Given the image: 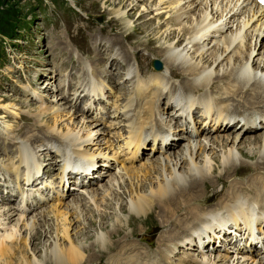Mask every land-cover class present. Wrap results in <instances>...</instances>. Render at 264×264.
<instances>
[{
    "label": "bare ground",
    "instance_id": "1",
    "mask_svg": "<svg viewBox=\"0 0 264 264\" xmlns=\"http://www.w3.org/2000/svg\"><path fill=\"white\" fill-rule=\"evenodd\" d=\"M132 3L131 8L136 7L137 3ZM149 3L150 6L143 12L155 11L153 16L167 13L170 19L166 29L170 35L169 39L166 37L169 42L162 41L161 37H158L160 40L156 38L159 45L153 52L165 61L170 70L174 68L183 72L184 78H180L183 85L188 80L201 88L223 84L222 88H225L220 92L235 100L233 107L239 114L264 102V49L259 51L262 45L264 47L263 8L249 6L246 0H149ZM124 16H130V13L126 11L116 17ZM217 24L226 26L227 30L219 34L215 28ZM146 32L155 36L150 30ZM101 60L100 57L91 59L93 74L99 73L96 65ZM80 73L77 77L82 78V81L79 83L74 78L75 83L71 82L74 90L72 95L82 92L91 76L88 69L87 74L85 70ZM161 73L152 74L154 82L165 79L164 73ZM186 75L191 78L187 79ZM174 76L176 77L175 72ZM46 87L47 91L52 88H48V85ZM190 90L196 89L191 87ZM47 91L43 94L49 97L44 96V101L53 105L42 107V101H38L41 103L35 117V111L32 116L20 113L16 104H3V99L0 98V108L5 107L8 111L12 108L14 111L9 117H19L25 123L31 119L35 122V128L25 129V140H38L36 137L40 131L49 135L58 132L64 138L69 137L70 143L78 140L82 146L94 152L95 158L99 160L109 154V141L103 128H100V123L84 115L75 121L73 117H80V113L58 94L53 92L50 96ZM128 106L127 104L122 109L123 119L126 120L129 119ZM115 109L120 111L121 108ZM66 116L70 120L67 123L64 121ZM116 121L120 122L122 119ZM144 123L145 120L142 119L136 127L142 129ZM128 124L130 126L131 122ZM79 126L80 130L76 133ZM223 127L224 124L220 123L219 131L203 137L189 138L176 149L165 154H156L153 158L148 157L141 165H123L116 169V164L111 162L110 166L115 169L105 174V177L108 176L106 181L85 189L83 193H73L69 200L50 203L51 200L42 191L39 193L40 199L36 198V203H33L39 204L40 208H36L38 210L31 211L26 216H8L11 227L0 240V264H9L15 248L23 251V238L26 237V241L30 243L42 236L46 238V242H50L47 252L54 264H153L151 259L159 256L164 259L159 264H171L167 262L170 259L169 254L176 252V248L198 250L196 244L199 235L195 227H202L210 220V228L219 225L220 230L212 236V241L207 242L205 238L200 240L203 248L198 253L203 255L206 264H257L244 250L247 240L242 242V239L254 226L252 215L256 211L251 209L250 204H254L255 200L259 207L258 223L264 221V129L260 130L264 128V122L261 127L252 125L236 127V130L232 129L233 126ZM94 130L97 131L95 137L92 135ZM130 131L133 135L132 129ZM74 149L78 151L77 148ZM246 154H249V159L244 158ZM245 167H250L252 174L243 179L244 181L237 179L240 170ZM225 171L229 174L228 177L220 175L219 179H211L212 174H222ZM150 172L155 175L158 186L154 187L151 183L146 190L138 184L140 181L144 182L139 177ZM24 178L28 184L38 180L30 167ZM63 178L64 173L62 180ZM103 178L100 177V180ZM219 181L227 183L219 188ZM210 184L214 186L212 189L215 190V197L223 195L215 203L203 204L202 201L209 200L207 187ZM75 187L76 182L72 180L69 190ZM243 187L251 190L254 195L243 198L240 195ZM36 193V189H31L26 194L36 196ZM125 196L128 199L126 203L123 201ZM16 200L17 194L6 197L7 203L13 207ZM224 201L226 203L222 204ZM209 205H214L211 217L203 214ZM118 206L120 213L116 211ZM110 209L115 211L113 216L108 212ZM70 211L76 215L72 220L79 222L75 227V235L87 237L78 238L68 249L62 250L57 221L59 215ZM121 212L129 215L125 216ZM152 216L157 218L153 231H160L154 239L156 244L148 227L143 224L135 227L145 219L150 220ZM238 216L246 219V229L237 224H228L230 217L237 223ZM227 227L231 230L221 231ZM92 229L95 230L93 235L88 234L87 230ZM23 232H26L25 236ZM64 232L67 234L68 228ZM150 245L155 250H152V254L148 250ZM251 247L258 249L256 245Z\"/></svg>",
    "mask_w": 264,
    "mask_h": 264
},
{
    "label": "rangeland",
    "instance_id": "2",
    "mask_svg": "<svg viewBox=\"0 0 264 264\" xmlns=\"http://www.w3.org/2000/svg\"><path fill=\"white\" fill-rule=\"evenodd\" d=\"M131 3L134 5H136L137 3L136 7L131 8ZM149 6H150L149 0H144V1L143 0H59V2L55 0L54 1L0 0V98L3 99L2 103L16 104L17 110L20 109L25 110L27 112H31V114H33V111H35V114H33V116L34 117L36 116V114L39 111L37 110L39 109L38 108L39 103L41 102L35 101L33 98L29 99L24 97L28 95V92L24 90H21L17 93L10 92L11 79L13 83L19 87L21 85V81H22L21 78L23 77V75L21 74H23V72H25L27 75L28 73L27 71L29 70L32 77L35 78L37 76V70L34 68L35 66H40L41 64H43L45 60H47V58H48V62L51 63L50 65H52V63L56 61L57 58L60 57V52L55 51V49H54V55L51 51L49 52V50L53 48V44H52L53 41L63 39L64 43L66 44L67 53L65 52L63 59H68L70 57V55H68L69 49L72 50V56L77 58V56L81 53V50L77 44H73L71 39L81 36L85 38L87 41H91L90 32L96 31L99 33L100 27L105 29L104 26L107 25V28H109V30L113 33V35L107 36V39L111 41V43H108L107 46L103 48V50L98 52L96 56L92 57V58L100 57L102 60L112 55L114 51V46L112 47V45L118 38H124L134 48L137 46H142L144 43H150L151 45H155L154 50H156L157 49L156 46L159 45L157 44L156 41L157 39L160 40V38L158 37H161V40L164 42H169L166 40V37L168 39L170 37V35H168L166 32L167 24L170 23V19H168L167 13H163L159 16H153L155 14V11H152L151 13L143 12ZM126 11L130 13V16L116 17L118 16V14L126 13ZM143 15L145 18L143 17ZM73 24H78V26L73 27ZM131 26L132 28H130ZM143 27L144 28L146 27L147 29H144ZM145 30L146 31L150 30L151 31L150 33H153L155 36H152V34H148V32H146ZM104 37L106 38V36ZM180 43L182 44V41L181 42L179 41V44ZM263 49L264 47L262 45V47L259 48V51H262ZM144 52L148 54V50H144ZM149 56L150 55L148 54V58ZM102 60L100 62H102ZM84 62L85 61H83V63ZM46 68L51 69L49 65H47ZM96 70L99 73L100 70H102L100 69L99 64L96 65ZM171 70H175L176 77H180L181 79L184 78V74L183 72H180V70L174 68H172ZM15 71H17V73H15ZM85 71L87 74V69H85ZM53 75L56 76L54 77L45 76V78L39 81L41 82V85L39 86L34 85L33 89L35 90L38 89L43 94V92L47 91V90L41 91V88L43 86L48 85L49 88L52 87L51 83H54L55 86L58 83L59 79L67 80L69 78V74L67 70L64 72L61 71L59 73H57L56 71L53 73ZM75 78L79 83L82 81V78H78V77ZM72 82L75 83L73 80ZM72 91L74 92V90ZM47 92L50 93V96L53 94L51 89L48 90ZM56 96L58 95H55V97ZM45 97H49V96L45 95ZM52 100L53 99H51V101ZM41 105L42 107H46L53 104L45 103L43 96ZM7 111L8 110L5 107L0 108L1 130L4 123L11 122V120H9L7 117L11 116L12 112L14 111L12 110V108L10 109V111L8 112ZM82 116L83 114H80V117H73V118L75 121H78ZM12 118L18 122L20 121L19 117L13 116ZM51 118L53 119L54 117ZM64 121L66 123L70 121L68 116L65 117ZM120 122L118 121V123ZM79 128L80 126L75 130L76 133L79 132L80 130ZM95 130L92 132V135L94 137L97 134V131ZM26 131L27 130H25L24 135L27 134ZM2 138H3L2 133H0V140ZM90 144L93 145V143ZM91 145H89V147ZM17 146L18 144L13 139V142L10 144V147L13 148V151H16ZM179 146H181V143H179V145L176 148H178ZM247 155L249 156V154H246V157L244 158L249 159ZM147 158L141 160L135 165H141V163H143V161L146 160ZM226 173H227L226 171L223 172L222 174L219 172L214 173L215 175L212 174L211 179L213 180L219 179L220 175L228 177L229 174L227 173L228 174L227 175ZM251 174L252 173L250 171V167L247 168L245 167L242 170H240L237 179L240 178L243 180L246 177H249ZM139 178H141L144 181L142 183L141 181L138 183L142 185L143 189L145 188L146 190H148L150 188L151 183L152 185H154V187L158 186V181L156 180V177L152 172L147 173L145 175L141 174ZM106 179H104L103 181H106ZM226 183H227L226 181L224 182L219 181L218 187L223 188L226 185ZM212 188L214 189V186L212 184L208 185L207 189H208L209 200L202 201L203 204L215 203L216 200L223 195L221 194L215 197V195H213L215 193V190H213ZM244 189L245 187H243V190ZM128 193H130V191H128ZM232 195L233 197H235V194ZM71 198L72 197H69L66 200H69ZM127 200L128 199L125 196V198H123V201L126 203ZM225 203H226L225 201L222 202V204ZM123 207L122 209H124ZM114 210L110 209V211H108L110 216H113L114 214L113 212H115ZM102 211L104 212L105 210L102 209ZM116 211H119L120 213L119 206ZM122 214H124L125 216L129 215L127 212H124ZM61 215H59L58 217L57 224L60 230L59 243L61 245V249L64 250V249H68L71 243H75L78 238L83 239L85 238L86 235H80V236H78V234L75 235L76 232L75 227L79 223L77 221L72 220V218H75L76 216L75 214H72V212L70 211L69 213L63 212ZM69 220L72 221L69 222ZM156 221L157 218L155 216H152L150 220L145 219V221H143L144 223L140 222L135 227H138L142 224L143 226L148 227L147 229L151 231V233L149 234L153 236L151 238L154 240L156 239L158 233L160 232V231H153L154 228L153 224H156ZM65 228H68L67 234L64 232ZM87 232L88 234L93 235L95 230L94 229L90 231L87 230ZM23 233H24L23 236H25L26 232ZM154 241H155L154 244H156V240ZM143 242L146 243L145 241ZM49 243L50 242H46V238L44 236H42L40 239H35L34 241L33 240L30 241V243L26 241V237L23 238V243H22L23 251L22 249L20 250L19 248H15L13 251L14 254L11 257L9 264H25V263L54 264V262H52L50 255H48L47 252ZM152 245H150L149 246L150 248L148 249L150 254H152L153 253L152 250H154L152 248ZM156 248L158 247L156 246ZM213 252H215V250H213Z\"/></svg>",
    "mask_w": 264,
    "mask_h": 264
}]
</instances>
